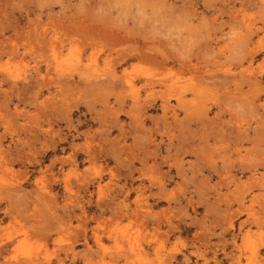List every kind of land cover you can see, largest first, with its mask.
<instances>
[{
	"label": "rangeland",
	"instance_id": "1",
	"mask_svg": "<svg viewBox=\"0 0 264 264\" xmlns=\"http://www.w3.org/2000/svg\"><path fill=\"white\" fill-rule=\"evenodd\" d=\"M0 264H264V0H0Z\"/></svg>",
	"mask_w": 264,
	"mask_h": 264
},
{
	"label": "bare ground",
	"instance_id": "2",
	"mask_svg": "<svg viewBox=\"0 0 264 264\" xmlns=\"http://www.w3.org/2000/svg\"><path fill=\"white\" fill-rule=\"evenodd\" d=\"M165 6V5H164ZM246 32H249V31H246ZM256 33V32H255ZM144 48V47H143ZM142 51V50H141ZM144 51H145V49H144ZM149 51V50H148ZM119 56V55H118ZM127 56H128V54H127ZM137 56V57H136ZM135 57L136 58H139V59H146L147 61H150V63H152L153 61L154 62H156V61H158L159 60V62L158 63H160L159 65H163L164 64V66H165V61H163L164 59H165V57H164V59H160V58H156V56H154V55H151V53H150V51H149V53H138V55H136ZM131 57V56H130ZM56 58V57H55ZM112 59V58H111ZM167 60V59H166ZM78 61V60H77ZM122 61V60H121ZM57 62V61H56ZM64 62V61H63ZM110 62V61H109ZM108 62V63H109ZM144 62V61H143ZM143 62H141L142 64H143ZM56 64V63H55ZM59 65V64H58ZM65 65V64H64ZM79 65V64H78ZM151 65V64H150ZM69 66V65H68ZM91 66H92V64H91ZM153 66H155L154 64H153ZM79 67V66H78ZM159 67V66H158ZM163 67V66H162ZM82 68V67H81ZM116 69V68H115ZM116 74V73H115ZM114 74V75H115ZM149 80L150 79H148V83H149ZM129 81V80H128ZM133 81V80H132ZM132 81L130 80L129 82H128V84L126 83V85H128V87L130 88V86H132ZM152 83H153V81H151ZM135 88V87H134ZM132 90V89H131ZM162 105V107L163 108H165L166 107V103H162L161 104ZM142 107V106H141Z\"/></svg>",
	"mask_w": 264,
	"mask_h": 264
},
{
	"label": "clouds",
	"instance_id": "3",
	"mask_svg": "<svg viewBox=\"0 0 264 264\" xmlns=\"http://www.w3.org/2000/svg\"><path fill=\"white\" fill-rule=\"evenodd\" d=\"M141 14H143V13L141 12Z\"/></svg>",
	"mask_w": 264,
	"mask_h": 264
}]
</instances>
